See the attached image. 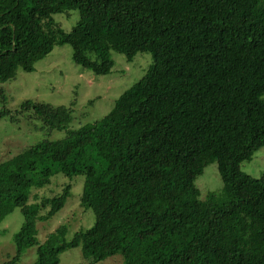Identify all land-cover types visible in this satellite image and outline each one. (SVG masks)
<instances>
[{
    "label": "trees",
    "instance_id": "16d2710c",
    "mask_svg": "<svg viewBox=\"0 0 264 264\" xmlns=\"http://www.w3.org/2000/svg\"><path fill=\"white\" fill-rule=\"evenodd\" d=\"M77 13L63 30L53 16ZM95 76L111 52L145 74L101 119L69 129L72 107L26 100L14 112L61 139H43L0 160V221L19 208L14 264H59L74 248L82 264H264V171L242 163L264 147V0H0V83L32 73L54 47ZM215 164L222 187L204 198L195 182ZM61 174L82 176L80 206L94 224L65 240L66 226L37 241L36 223L58 213L60 193L29 203L32 189ZM45 210L44 213H41Z\"/></svg>",
    "mask_w": 264,
    "mask_h": 264
},
{
    "label": "rangeland",
    "instance_id": "374dc122",
    "mask_svg": "<svg viewBox=\"0 0 264 264\" xmlns=\"http://www.w3.org/2000/svg\"><path fill=\"white\" fill-rule=\"evenodd\" d=\"M71 13L69 17L62 14L53 16L65 31H69L77 19V13ZM111 58L114 62L111 72L95 76L72 62L68 45L54 47L50 54L35 64L32 73L18 71L14 80L0 83V110L14 112L21 103L30 100L52 106H73L69 129L99 120L111 110L119 95L145 74L152 62L146 53H138L132 62H127L116 52H111ZM64 136V131H47L40 121L27 120L24 116H19L15 122L7 117L0 118V160L7 154H18L43 139L56 140ZM241 167L248 175L259 177L264 171V147L253 155L251 161L243 162ZM66 184H71V192L64 207L51 219L36 223L38 244H42L47 235L60 226H66L65 240L70 241L76 232L85 231L94 224L92 211L80 206L82 176L69 180L61 174L55 175L49 185L31 190L29 203H39L42 198L59 194ZM195 184L201 198L221 188L216 165L207 167ZM22 222L19 208L0 221V264L8 263L15 256L13 235ZM35 260L36 246H33L24 250L14 264H33ZM82 263L84 261L79 248L69 249L59 256V264ZM122 263V257L114 255L96 264Z\"/></svg>",
    "mask_w": 264,
    "mask_h": 264
}]
</instances>
